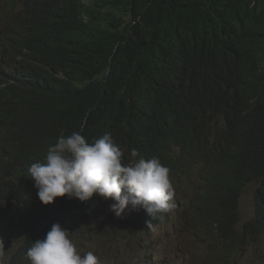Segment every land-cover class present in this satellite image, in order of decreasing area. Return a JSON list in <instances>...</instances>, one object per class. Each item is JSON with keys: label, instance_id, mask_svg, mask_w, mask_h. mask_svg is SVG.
Segmentation results:
<instances>
[{"label": "clouds", "instance_id": "clouds-1", "mask_svg": "<svg viewBox=\"0 0 264 264\" xmlns=\"http://www.w3.org/2000/svg\"><path fill=\"white\" fill-rule=\"evenodd\" d=\"M28 3L29 0H6V5L14 10L0 15L1 93L18 86L13 80L17 69L11 59L20 62L25 56L20 54L21 45L7 50L9 42L33 33L42 17L49 15L60 21L67 18L66 0L53 2L39 19L29 17ZM83 5H91V0H84ZM21 10L24 12L19 14ZM176 26L179 29L173 28V32L177 37L167 35L162 43L152 48V76L138 104L139 117L134 115L118 121L121 137L109 132L90 137L84 131L68 136L61 134L57 140L46 135L40 137L37 145H43V155L28 168L34 188L27 187L24 198L16 202V206L28 205L22 209L27 212L21 219L30 216L32 231L9 251L0 252V264H99L101 255H95L94 251H102L108 244L117 249V243L121 242H114L116 236L110 239L107 235L110 231L122 232L126 248L137 241L138 253L128 256V264H158L154 259L156 253L150 250L151 244L164 247V254H168L165 259L183 245L193 256L207 254L208 259L202 256L198 264H242L245 259L250 262L262 259L260 253L257 254L260 250L253 249L252 244H244L242 237L253 235L246 231V226L254 223L256 207L264 199V166L251 176L249 188L242 197L241 213L213 190H204L215 206V218L210 224L201 226L191 219L190 204L183 199L173 168L155 154L172 152L189 159L196 183L203 175L201 167L210 168L225 155L235 152L236 142L242 141L244 136L239 108L245 102L250 107L258 103L264 111V20L248 32L238 33L240 25L234 23V27L228 26L218 33V29L206 22L200 27L203 28L200 35L196 31L197 45L203 44L207 50L209 81H200L192 71V55H187L179 46L184 41L179 33L184 29L180 22H176ZM212 28L215 40L219 39L218 35L222 36L218 46L201 37ZM157 32L155 25L147 26L130 32L127 39L139 44L142 38ZM58 33L54 45L61 39V29ZM246 33L247 39L244 38ZM35 43L39 46L36 39ZM218 97L226 102L221 107L217 125L210 131L199 130L189 123L186 115L190 110L173 104L176 98L209 100ZM5 107L16 108L12 103ZM139 119H145L147 126L138 122ZM0 138V143L7 138L1 127ZM15 181L23 185L22 180H15L12 171H2L0 163V184ZM32 193H35L33 198L29 197ZM248 195L253 198V215L245 219L243 203ZM188 200L192 202L194 198L188 197ZM126 221V224L121 223ZM229 223L235 230H232L233 236L207 238L214 227ZM64 227H69L70 231ZM103 227L108 230L106 233ZM37 228L44 231L43 239ZM257 235L264 238V231ZM36 236H39L36 241L23 246ZM104 238L110 242L99 247ZM203 240L206 241L204 248ZM263 243L264 239L260 244L264 252ZM19 252L25 253V261L14 255ZM3 259H6L4 263ZM182 263V260L177 261V264Z\"/></svg>", "mask_w": 264, "mask_h": 264}, {"label": "trees", "instance_id": "trees-1", "mask_svg": "<svg viewBox=\"0 0 264 264\" xmlns=\"http://www.w3.org/2000/svg\"><path fill=\"white\" fill-rule=\"evenodd\" d=\"M55 1L29 0V17L39 19ZM83 2L66 0L68 14L65 20L49 15L42 17L33 33L11 40L7 46V50H13L21 45L20 54L25 56L20 62L11 59L17 69L13 80L18 86L0 92V127L7 134L0 143L3 145L0 147V163L2 171H12L15 180H22L23 185L16 181L0 184V220L4 219L0 221V252L9 251L32 231L30 216L21 219L27 212L22 209L28 205L16 206V202L24 198L27 187L34 188L28 168L43 155V145H37L42 135L57 140L61 134L68 136L84 131L90 137L107 132L121 137L123 133L117 128L118 121L134 115L139 117L138 104L152 76V48L162 43L167 35L177 37L173 32V28L179 29L176 22H180L184 29L179 33V38L184 40L179 46L187 55H192V71L200 81H209L210 71L205 61L207 50L203 44L197 45L196 31L200 35L199 31L203 30L200 27L206 22L218 29V33L228 26L234 27V23L240 25L238 33L248 32L264 20V0H91L89 6H84ZM153 25L158 27V32L142 38L139 44L127 39L130 32ZM213 28L201 37L218 46L222 36L218 35L219 39L215 40ZM60 29L61 39L54 45ZM244 38L247 39V33ZM58 44L61 45L55 48ZM198 99L176 98L173 104L190 110L186 115L189 123L199 130L210 131L217 125L226 100L220 97ZM131 100L135 102L131 103ZM9 103L14 104L15 110L5 107ZM248 104L243 103L237 111L244 123L243 140L236 142L235 152L225 155L218 163L210 168L201 167L199 170L203 175L196 183L189 159L172 152L155 154L173 168L183 199L190 204L191 219L195 224H210L215 218V206L204 190H213L241 213L242 197L249 188L251 176L264 166V111L258 103L252 107ZM138 122L147 126L145 119ZM32 195L35 193L29 197L33 198ZM188 197L194 200L189 202ZM64 228L70 231L69 227ZM37 230L43 239L44 231ZM103 230L104 233L108 231L106 227ZM232 230L235 232L231 223L214 227L207 238H227L232 235ZM246 231L253 235L243 236L242 242L252 244L253 249L262 252L260 244L264 238L257 233L264 231V199L257 205L255 221L246 226ZM121 233L110 231L107 235L110 239L116 236L114 242H119L123 240ZM38 238L28 240L23 246ZM107 242L110 241L104 238L99 247ZM204 244L205 240L202 246ZM99 253L102 258L100 264H108V259H115L119 264L127 263V259L113 249L108 257L99 249L94 251L95 255ZM14 255L25 261V253ZM202 256L208 259L207 254H200L197 257L199 261H202ZM186 260L190 259H182V262Z\"/></svg>", "mask_w": 264, "mask_h": 264}, {"label": "rangeland", "instance_id": "rangeland-1", "mask_svg": "<svg viewBox=\"0 0 264 264\" xmlns=\"http://www.w3.org/2000/svg\"><path fill=\"white\" fill-rule=\"evenodd\" d=\"M13 10V7L6 5V0H0V15L6 12L12 13ZM253 205V198L251 195H248L243 203V217L245 219H250L252 217ZM123 217H125V214L122 216V218ZM137 235H139V233ZM135 243H137V241ZM135 243L132 246L129 245V247L126 248L124 242L121 241L120 243H117V249H114L112 245L108 244L102 247V252L106 255V257H108L109 253L111 252V249H113L114 251H118L119 254H121L124 258L128 260L130 259L128 258V256H135L138 253L139 248L136 247ZM143 244H145V242ZM150 250L156 253V257L154 259L158 262V264H177L178 260L190 259V255H192L189 248L185 245H183L179 249H175V251L166 259L165 256H167L168 254H164L163 246L151 244ZM259 253L262 258L261 260L250 262L248 259H245L242 264H264V252L258 251L257 254ZM141 256H144V252H141ZM195 257H197V255L193 256V258L190 260L184 261L182 264H198L200 258ZM113 262L114 264H119V262L115 261V259H108V264H113Z\"/></svg>", "mask_w": 264, "mask_h": 264}, {"label": "bare ground", "instance_id": "bare-ground-1", "mask_svg": "<svg viewBox=\"0 0 264 264\" xmlns=\"http://www.w3.org/2000/svg\"><path fill=\"white\" fill-rule=\"evenodd\" d=\"M20 13H21V11L19 12V14H20ZM24 48H25V47H24ZM20 49H21V48H20ZM21 53H22V51H21ZM138 76H139V75H138ZM108 98H109V97H108ZM111 98H112V97H111ZM198 100H199V99H198ZM189 103H190V102H189ZM192 104H193V102H192ZM192 106H193V105H192ZM203 108H204V107H203ZM120 111H121V110H120ZM201 125H202V124H201ZM203 127H204V126H203ZM172 162H173V161H172ZM178 168H179V167H178ZM6 213H7V212H6ZM6 213H5V215H6ZM5 215H4V216H5ZM5 217H6V216H5ZM1 220H2V219H1ZM1 220H0V221H1ZM3 220H4V219H3ZM3 220H2V221H3ZM262 252H263V251H262Z\"/></svg>", "mask_w": 264, "mask_h": 264}]
</instances>
